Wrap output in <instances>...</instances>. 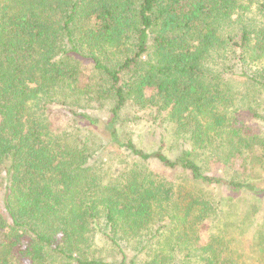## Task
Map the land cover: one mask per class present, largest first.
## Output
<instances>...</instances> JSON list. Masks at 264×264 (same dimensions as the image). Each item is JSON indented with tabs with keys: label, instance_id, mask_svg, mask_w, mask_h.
I'll use <instances>...</instances> for the list:
<instances>
[{
	"label": "trees",
	"instance_id": "obj_1",
	"mask_svg": "<svg viewBox=\"0 0 264 264\" xmlns=\"http://www.w3.org/2000/svg\"><path fill=\"white\" fill-rule=\"evenodd\" d=\"M263 243L264 0H0V264Z\"/></svg>",
	"mask_w": 264,
	"mask_h": 264
},
{
	"label": "rangeland",
	"instance_id": "obj_2",
	"mask_svg": "<svg viewBox=\"0 0 264 264\" xmlns=\"http://www.w3.org/2000/svg\"><path fill=\"white\" fill-rule=\"evenodd\" d=\"M85 69L87 68L86 65L83 66ZM98 108V110L94 109V108ZM106 107L107 106H104L102 108H99L98 106H94L92 107V110H95V111H98V113H104L106 110ZM101 110V111H100ZM246 123L249 124L250 126H253V127H256L257 128V124L258 122L256 120H252L251 118H247L246 120ZM127 131V130H125ZM257 151V150H255ZM107 153L114 157V152H112V148L110 147L107 151ZM256 154H260V152H256ZM211 173H215V174H222V169L220 168H215L214 170L210 171ZM209 190H212L211 188H209ZM213 191V190H212ZM212 195L214 193H211ZM254 252L252 253L253 257L256 259H259L260 262L258 260H255V264H264V243L262 244V246H257V247H254ZM251 261H253L252 259H250Z\"/></svg>",
	"mask_w": 264,
	"mask_h": 264
}]
</instances>
